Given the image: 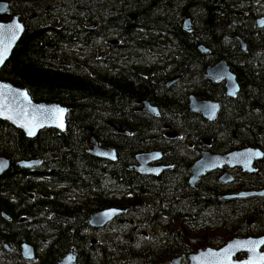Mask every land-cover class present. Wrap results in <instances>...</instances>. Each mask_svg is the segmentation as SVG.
Returning <instances> with one entry per match:
<instances>
[{
    "label": "trees",
    "instance_id": "1",
    "mask_svg": "<svg viewBox=\"0 0 264 264\" xmlns=\"http://www.w3.org/2000/svg\"><path fill=\"white\" fill-rule=\"evenodd\" d=\"M5 1L25 30L0 79L26 89L37 102L62 105L67 114L64 132L43 129L34 138L0 120V156L10 160L0 177V264H56L70 249L77 264H169L167 258L176 254L189 264L195 248L249 236L250 212L235 213L237 204L230 203L219 210L208 184L190 189L183 210L172 212L174 198L162 197L166 207L155 213L147 182L124 168L131 157L124 161L122 155L153 146L159 131L148 127L163 124L133 112L141 100L183 114L175 125L198 127L190 130V141L207 136L213 151L264 149V27L256 26L264 0ZM184 13L192 18L193 34L182 28ZM237 37L245 42L244 51ZM199 44L210 53H200ZM221 58L240 84L236 98L203 76L204 67ZM177 76L178 86L166 89ZM187 94L219 101L217 119L188 111ZM110 120L130 134L113 132ZM91 135L115 148L119 159L90 155ZM38 158L42 164L33 170L15 164ZM109 207L126 213L105 228L91 229L105 234L92 241L89 215ZM145 223L154 235H135V226ZM256 223L264 230V210L256 209ZM23 242L42 248L34 263L22 260Z\"/></svg>",
    "mask_w": 264,
    "mask_h": 264
},
{
    "label": "water",
    "instance_id": "2",
    "mask_svg": "<svg viewBox=\"0 0 264 264\" xmlns=\"http://www.w3.org/2000/svg\"><path fill=\"white\" fill-rule=\"evenodd\" d=\"M10 3L0 0V16H9L6 21L0 20V53H4V58L0 62V70L6 61L10 58L13 49L21 38L25 27L20 21L19 15L11 14ZM135 18V15L131 16ZM22 26V30L16 29L15 25ZM257 28L264 27V16L256 20ZM182 28L186 32L193 34V21L190 15L184 13L182 19ZM239 47L242 51L246 49L245 42L237 37ZM201 53H208L210 50L203 44L197 46ZM204 76L215 83L223 82L225 94L235 98L240 90V84L236 74L230 70L227 60L220 59L213 65H207L204 68ZM180 79V76L174 77L167 82L170 86ZM140 110L151 114H157V108L152 106L148 100H141ZM188 109L195 113H200L208 120H214L220 110L218 102L211 100H200L195 95H190ZM67 109L56 102H37L28 94L27 90L15 86L7 81L0 79V120L5 121L13 127L21 130L26 137L34 138L43 129H55L64 132L66 129ZM108 126L118 132L122 131L121 124L117 121H108ZM32 131L34 134H29ZM90 148L88 152L97 159L115 162L118 159L117 152L112 146H102L92 135L89 138ZM200 158L190 165V184L192 186L198 181L200 176L222 166L241 167L244 171L252 172V164L255 160L263 158V152L256 148H247L240 151H233L228 154H212L208 151H201ZM152 153L143 152L136 155L139 166L133 167L141 174H156L162 168H153L148 165L153 161ZM42 163L41 159H21L15 164L22 168L31 169ZM10 160L0 156V177L9 169ZM225 173L224 180H228ZM249 197H264V189L258 191L239 192L234 195L223 196V200L243 199ZM126 211L117 207H109L101 210L92 211L89 215L87 225L92 229H99L111 223L117 217L125 214ZM3 217L7 218L5 215ZM251 218L248 220L250 224ZM94 241V240H92ZM7 251L10 247L4 244ZM264 235L233 237L226 241L220 247L205 246L198 248L188 255L189 264H264ZM36 247L30 242H23L20 245V256L24 261H34L37 257ZM241 257V258H240ZM180 258L170 261L171 264H179ZM56 264H77V254L74 249H70Z\"/></svg>",
    "mask_w": 264,
    "mask_h": 264
},
{
    "label": "flooded vegetation",
    "instance_id": "3",
    "mask_svg": "<svg viewBox=\"0 0 264 264\" xmlns=\"http://www.w3.org/2000/svg\"><path fill=\"white\" fill-rule=\"evenodd\" d=\"M9 18H10V14H9ZM209 53L210 51L208 53H202V54H209ZM217 61L213 63H209L207 65H213ZM181 79L182 77L180 76V79L174 82L173 84H171L170 86H167V82L169 81L168 80L165 83V88L172 89V88L177 87ZM215 84H220L223 88L224 95L228 98H232L225 94V88H224L223 82H219ZM190 95H188L186 98V106H187L188 111H190L188 109ZM200 100H211L214 102H218L220 105V110H219V113H220L222 105L219 101L212 100V99H200ZM150 103L152 106H155L157 108V114H151L146 111L140 110V108L142 107V105L140 104V101L137 102V105L134 106L132 110L134 113H140V114L144 113L152 118L162 119L161 123L163 124L161 126H158V127L149 126L148 127L150 129H153V130L157 129L159 131L158 135H156L153 138L154 145L149 147L148 149L131 148L130 149L131 151L124 150L122 157L124 161H127V158L131 157V159L128 160L129 162L124 167L128 171L136 172L133 168L135 166H139V162L136 159V155L143 153V152L153 154L152 155L153 161H151L148 165H150L153 168H162L156 174H141V173L136 172L137 175L140 177V180L143 181L144 183L147 182L148 188H150V189L147 188V190H150L151 195H153L152 204L150 205V207L153 208L154 212L157 213L158 211L163 210L166 207L162 201V197L167 198V199L174 198L171 204L172 212L174 210H175L174 212H176L177 209H178L177 212H179V209L183 210V208H186L185 204L187 205V200L185 198V195L189 193L190 189L196 188L200 184L201 185L208 184L209 186H213L215 188L214 189L215 194L218 199L215 207H219L218 209L222 210L223 208L222 203L237 204L233 206L235 208L234 210L235 213H249L250 212L249 217L246 222V224L250 227V230H249L250 233L247 235L249 236L264 235V230L262 229V227L259 228V226L256 224V209L258 208V209L264 210V207H263L264 205H261L264 203V197L262 198L249 197V198L232 199V200L222 199L223 196L234 195L242 191L247 192V191H258V190L264 189V182L261 180V178L264 179V155L261 160H255L253 162L252 172L244 171L241 167L231 168L225 165V166H222L220 169L213 170L211 172L206 173L204 176H200V178L198 179V181L195 183L194 186H192L189 182L190 177H191V172L189 169L190 165L195 163L200 158L201 151H208L212 154L224 155V154H228L233 151H240V150H244L247 148H256V149L261 150L264 154V149L260 147H256V146H246V147H240V148H233L225 152L213 151L212 149L213 140L207 136L201 137V140H200L201 142L199 143H196V142L194 143L190 141V138L192 137L189 133L190 130L191 129L193 131L198 130V127H195V126L193 128H191L190 126H182V127L180 126L179 127L175 125L176 121H179V120L181 121L183 114L179 113L176 115V112L173 110L170 111V110L162 109L160 105H158L159 103H156V104L152 102ZM190 112L195 113L192 111ZM195 114L201 115L203 119L210 121V122L216 120L218 117L217 115V117L214 120H208L204 118L202 114L200 113H195ZM120 124L122 127V131L126 130L128 132L127 134L118 132L117 130L109 126L108 127L111 128L113 132L119 133L121 135L130 134V132L127 129H124L123 124L122 123ZM233 139L234 140L236 139L235 135H233ZM138 145H140V143H138ZM89 147L90 146L88 145L87 150H89ZM118 159H119V156H118ZM225 173L227 174L229 178L228 180L223 179V176ZM202 189H204V187ZM145 190L143 188V191ZM179 199H183V205L180 204V202L178 201ZM240 201L243 202L241 207H240L241 204L238 205ZM250 218L252 222L249 224L248 220ZM253 225H255V228H256L255 230L253 229L254 228ZM176 258L181 259L179 263H181L182 261H185V258L182 255L178 257H174L170 259V261Z\"/></svg>",
    "mask_w": 264,
    "mask_h": 264
},
{
    "label": "rangeland",
    "instance_id": "4",
    "mask_svg": "<svg viewBox=\"0 0 264 264\" xmlns=\"http://www.w3.org/2000/svg\"><path fill=\"white\" fill-rule=\"evenodd\" d=\"M112 40V39H111ZM186 75H188V74H186ZM207 219H203V224H206L207 223ZM257 225H258V223H256ZM260 225H262V223H259ZM135 226V225H134ZM135 227H137V230H136V233H135V235H139V234H141L142 235V232L144 233V236L143 237H147L146 235H148V234H151V235H154V233H155V230H154V232L153 231H151V229H152V227L150 226V225H148V224H140V225H138V226H135ZM253 229L255 230L256 228H255V225H253ZM148 231V232H147ZM91 235H92V239H100V238H102V237H104L105 236V234H99V235H97V234H95V233H91ZM219 244V242H214V243H212V244H208V245H210V246H216V245H218ZM206 246V245H205ZM172 248H174L173 246H172ZM197 248H195L192 252H194L195 250H196ZM41 250H42V248L41 247H39L38 248V253H40L41 252ZM178 256H180L179 254H176V255H174V256H172V257H169V258H167V261L169 262V264H171L170 263V259H172V258H174V257H178ZM165 257H167V256H164V258ZM34 263V262H33ZM183 263V261L181 262V263H179V264H182Z\"/></svg>",
    "mask_w": 264,
    "mask_h": 264
},
{
    "label": "snow or ice",
    "instance_id": "5",
    "mask_svg": "<svg viewBox=\"0 0 264 264\" xmlns=\"http://www.w3.org/2000/svg\"><path fill=\"white\" fill-rule=\"evenodd\" d=\"M15 27H16V29H20V30H22V26L19 25V24H16ZM3 58H4V53H0V62H2ZM29 134H30V135H31V134H34V132L30 131Z\"/></svg>",
    "mask_w": 264,
    "mask_h": 264
},
{
    "label": "bare ground",
    "instance_id": "6",
    "mask_svg": "<svg viewBox=\"0 0 264 264\" xmlns=\"http://www.w3.org/2000/svg\"><path fill=\"white\" fill-rule=\"evenodd\" d=\"M55 2H56V1H55ZM242 40H243V39H242ZM177 84H178V83H177ZM110 121H114V120H110ZM124 129H125V128H124ZM146 135H147V134H146ZM254 201H255V200H254ZM246 202H247V201H246ZM174 211H175V210H174ZM174 211H173V212H174ZM145 215H146V214H145ZM214 219H215V218H214ZM88 229H89V228H88ZM173 229H174V228H173ZM89 230L92 232L91 229H89ZM90 231H89V232H90ZM92 233H93V232H92ZM86 234H87V233H86ZM87 235H88V234H87ZM243 237H246V236H243ZM138 239H139V238H138ZM5 262H6V261H5Z\"/></svg>",
    "mask_w": 264,
    "mask_h": 264
}]
</instances>
